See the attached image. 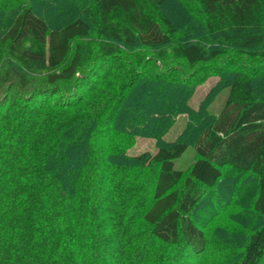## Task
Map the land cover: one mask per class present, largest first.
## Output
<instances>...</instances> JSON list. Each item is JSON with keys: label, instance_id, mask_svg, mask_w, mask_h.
Wrapping results in <instances>:
<instances>
[{"label": "trees", "instance_id": "obj_1", "mask_svg": "<svg viewBox=\"0 0 264 264\" xmlns=\"http://www.w3.org/2000/svg\"><path fill=\"white\" fill-rule=\"evenodd\" d=\"M14 1H0V264H111L119 246L130 264H182L207 249L193 211L226 168L249 178L224 207L251 199L253 223L213 264H264V0H180L181 28L170 0H78L77 14ZM143 48L154 54H131ZM213 75L209 99L190 109L195 84ZM180 114L183 129L164 141ZM108 137L116 150L105 156ZM135 137L156 151L128 154ZM188 147L193 162L175 169ZM103 163L126 175L107 199ZM151 238L162 244L144 258Z\"/></svg>", "mask_w": 264, "mask_h": 264}, {"label": "rangeland", "instance_id": "obj_2", "mask_svg": "<svg viewBox=\"0 0 264 264\" xmlns=\"http://www.w3.org/2000/svg\"><path fill=\"white\" fill-rule=\"evenodd\" d=\"M2 1V0H0ZM14 0H12L13 2ZM58 1H61V3H65L66 6L70 7L72 6H78L77 2L78 0H46V2L50 5L58 4L60 3ZM15 2V1H14ZM43 4H45L43 2ZM168 5L165 7L167 14L173 19L181 28L182 19L185 18V15H188L187 9L184 7V4L181 3L180 0H170ZM174 5V6H173ZM175 7V8H173ZM182 10L181 12H179ZM75 13L77 14L78 9H75ZM179 14V16H178ZM178 17V20L176 21L175 17ZM137 51L140 52L141 55L146 56L147 58L152 56L154 53L151 49H137L132 50L131 54L136 53ZM160 66V64L158 63ZM117 69V68H116ZM98 74V73H97ZM262 75L258 76L261 77ZM112 77H116L114 74ZM34 85H38L42 88H45L46 86L43 84L42 77L34 76ZM260 79V78H259ZM219 78L218 76H207L204 79L198 81V84H195L193 93L188 101V106L190 109L197 110L200 103L204 100L209 99V92L211 89H213L217 84ZM228 94L227 89H223L217 92V94L210 98L208 103L207 111L211 115H216L221 110L225 98ZM56 95L54 98L56 100ZM53 98V101H54ZM187 121V115L186 114H180L175 118L174 124L171 126V128L167 131V133L164 135L163 140L164 141H173L178 134L183 129L185 123ZM112 137H108L106 140V143L102 141V148L105 150L104 155L107 156V152L109 151H115V142H113ZM118 141H122L121 139H118ZM124 143V142H123ZM150 152L154 153L156 151L155 148V142L151 138H143V137H135L133 140V144L130 148L127 149L128 154H139L141 152ZM194 148L188 147L185 152L182 154L181 157H179L174 162V168L178 170H185L188 168V166L193 162L194 159ZM105 156H103V153H99V160L100 163L104 162ZM119 168L124 167H118L113 166L111 163H103L101 166L102 169V175L99 178L100 184H103L102 187H104L105 191L102 192L101 195H105L107 199V193L111 192L109 189L107 190V187H111L114 185V180L121 178V176L125 175L124 172H122L123 169L118 170ZM118 170V171H117ZM131 171L130 169H128ZM223 171V177L221 181L218 183V185L211 190L208 191L206 196L203 198L202 202L199 204L198 208L193 211V216L197 220L198 226L205 232L206 241L207 243V249L196 255H191L190 253H186L185 256L182 259V264H213L216 260H218L222 256H226L229 253H236L239 251V248L235 249L234 246H236V241L243 240L245 235L248 234L249 229L252 226V219H251V209H250V201L242 205H228L224 207L229 201L239 196L240 187H243L244 182L249 178V176L246 175H240L237 173L235 175L234 171H232L229 168H226ZM123 173V174H122ZM116 174V175H115ZM235 175V176H234ZM126 176V175H125ZM109 180L111 182H109ZM113 180V181H112ZM228 183H230V186H228ZM111 189V188H110ZM115 192L112 191L113 195L116 193L117 188L112 187ZM125 195V194H124ZM229 196H231L229 198ZM116 200L123 199L118 198L119 196L115 194L114 196ZM126 196H124V201ZM148 197L149 194L146 195V203H148ZM127 198V197H126ZM105 205H107V201L105 200ZM213 210V211H210ZM131 211V209H130ZM141 213V212H140ZM106 217H109V215H105L104 220L106 221ZM138 217H140V214H138ZM139 219V218H138ZM115 225L114 223H111V225ZM112 225V226H113ZM142 222L139 220H136L135 224L133 225L134 228H140L141 229ZM134 228L131 227L132 233L137 232L134 231ZM140 232V231H139ZM231 242L232 246L228 247L227 243L219 244L221 241ZM235 241V242H234ZM80 244V243H79ZM78 244V245H79ZM162 243H160L157 239L151 238L150 240V246L145 248L144 251V258H149L150 255H154L157 253L158 248L161 246ZM77 245V247H78ZM85 245V243H84ZM115 247V244L114 246ZM150 247V248H149ZM120 249L115 247V252L112 257V259H108V261L111 264H114V259L117 261L116 264H130L131 263V252L129 250L122 251V246H119ZM233 249V251H226V249ZM237 250V251H236ZM147 264V262L145 263Z\"/></svg>", "mask_w": 264, "mask_h": 264}]
</instances>
